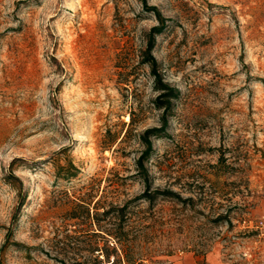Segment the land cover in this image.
<instances>
[{"label":"rangeland","instance_id":"374dc122","mask_svg":"<svg viewBox=\"0 0 264 264\" xmlns=\"http://www.w3.org/2000/svg\"><path fill=\"white\" fill-rule=\"evenodd\" d=\"M145 1L179 91L150 190L136 161L161 126L143 59L155 12L0 0V264H264V0Z\"/></svg>","mask_w":264,"mask_h":264},{"label":"trees","instance_id":"16d2710c","mask_svg":"<svg viewBox=\"0 0 264 264\" xmlns=\"http://www.w3.org/2000/svg\"><path fill=\"white\" fill-rule=\"evenodd\" d=\"M144 6L146 10L154 11L160 22L159 26H155L151 28V30L149 31L147 45L144 50L143 59H144V63L150 67L151 75L154 78V88L158 92V95L153 101H154L155 109L162 111L161 126L147 128L140 135V141L145 149L143 150L141 156L136 161L137 168L140 171L141 177L146 184V188L147 190H150L149 174L145 164L150 159V156L153 152V139L162 137L168 128L171 111L173 108V101L178 98L179 91L164 81L158 69L157 59L154 56L156 38L159 34L162 33L163 29L165 28V19L162 18L161 14L158 12L156 8L148 7L145 0H144ZM70 168L71 170H68V173L65 176L66 179L74 178L77 175L78 169L72 164ZM157 195H164L175 199H181L180 196L174 192L149 193L147 191V193L143 197L148 198L149 201H154L157 198ZM20 206H18L17 209H20ZM118 211L121 213L120 215L123 218L125 211L124 208H120ZM97 251L99 252V258L101 257L103 260L109 259L111 256V252L107 249V245L104 246L101 250H97ZM129 263H130V259H128L126 256L125 258L122 259H117L115 257L113 261V264H129Z\"/></svg>","mask_w":264,"mask_h":264},{"label":"crops","instance_id":"0c3cea01","mask_svg":"<svg viewBox=\"0 0 264 264\" xmlns=\"http://www.w3.org/2000/svg\"><path fill=\"white\" fill-rule=\"evenodd\" d=\"M165 264H199V259L194 254L185 255L183 258L169 259ZM203 264H219L212 257L207 256Z\"/></svg>","mask_w":264,"mask_h":264},{"label":"built area","instance_id":"2783aa9c","mask_svg":"<svg viewBox=\"0 0 264 264\" xmlns=\"http://www.w3.org/2000/svg\"><path fill=\"white\" fill-rule=\"evenodd\" d=\"M182 255V253H180V256Z\"/></svg>","mask_w":264,"mask_h":264}]
</instances>
